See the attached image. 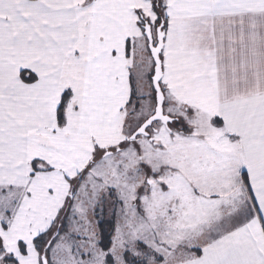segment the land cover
<instances>
[{
  "label": "snow or ice",
  "instance_id": "snow-or-ice-1",
  "mask_svg": "<svg viewBox=\"0 0 264 264\" xmlns=\"http://www.w3.org/2000/svg\"><path fill=\"white\" fill-rule=\"evenodd\" d=\"M0 264H264V0H0Z\"/></svg>",
  "mask_w": 264,
  "mask_h": 264
}]
</instances>
